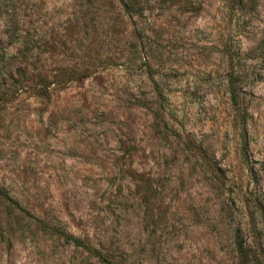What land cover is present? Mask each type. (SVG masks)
Returning a JSON list of instances; mask_svg holds the SVG:
<instances>
[{
    "label": "rangeland",
    "instance_id": "rangeland-1",
    "mask_svg": "<svg viewBox=\"0 0 264 264\" xmlns=\"http://www.w3.org/2000/svg\"><path fill=\"white\" fill-rule=\"evenodd\" d=\"M0 0V264H264V0ZM227 53L238 105L229 103Z\"/></svg>",
    "mask_w": 264,
    "mask_h": 264
},
{
    "label": "trees",
    "instance_id": "trees-1",
    "mask_svg": "<svg viewBox=\"0 0 264 264\" xmlns=\"http://www.w3.org/2000/svg\"><path fill=\"white\" fill-rule=\"evenodd\" d=\"M121 4L123 10L128 16L133 15V3L132 0H118ZM243 0H228V6L231 11H237L244 6ZM227 63H228V72L226 73V88L228 92L229 103L232 106L238 105L239 92L237 85V76L233 71V57L230 53H227ZM16 206V202L12 199L5 189L0 187V207H12ZM53 233L62 238L66 243H70L75 247H80L85 252L89 253L91 256L95 257L97 260L103 264H121L120 262L110 259L103 253L100 249L93 246L88 242L87 239L80 238L71 233H68L66 230L60 228L59 226L53 227ZM246 247L242 244L241 241H238L237 237L234 239V249L236 251L237 264H246L245 263V249Z\"/></svg>",
    "mask_w": 264,
    "mask_h": 264
}]
</instances>
